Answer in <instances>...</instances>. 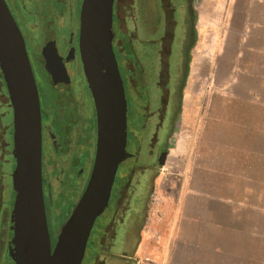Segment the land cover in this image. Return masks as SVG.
Here are the masks:
<instances>
[{
	"label": "rangeland",
	"instance_id": "rangeland-1",
	"mask_svg": "<svg viewBox=\"0 0 264 264\" xmlns=\"http://www.w3.org/2000/svg\"><path fill=\"white\" fill-rule=\"evenodd\" d=\"M4 1L23 35V25ZM79 1L75 0V5ZM64 22L65 18L58 21L60 26ZM112 28L117 36L115 24ZM29 34L31 43L23 37L42 110L49 120L54 117L67 122L66 114L89 108L91 103L89 94L85 95L80 61L77 57L65 65L74 84L58 102L38 54L41 41L37 34ZM187 50V42L173 50L174 77L185 71ZM189 54L183 100L165 164L156 165L154 171L144 166L145 171L134 173L121 199L124 213L118 219L126 226L117 227L112 252L116 256L125 253V257L119 263L115 259L110 262L104 255L97 264H264V0H201ZM80 77L83 97L77 103L74 97L80 98ZM0 82V121L4 126L12 121V113L3 80ZM90 114L86 133L91 137L90 147L82 148L84 170L78 180H62L52 207L45 196L52 248L91 171L95 119ZM7 138L11 139L9 135ZM132 141L129 136L127 149H134ZM139 161L147 164L142 155ZM12 166L5 167L8 187L4 197L0 181V202L5 198L0 213L13 202ZM122 169L120 165L112 188L110 212L123 182L119 177ZM107 212L94 223L83 264L93 260L95 245L91 246V241L109 219L111 213ZM142 243L149 254L134 255ZM154 251L164 253V257L152 255Z\"/></svg>",
	"mask_w": 264,
	"mask_h": 264
},
{
	"label": "flooded vegetation",
	"instance_id": "flooded-vegetation-1",
	"mask_svg": "<svg viewBox=\"0 0 264 264\" xmlns=\"http://www.w3.org/2000/svg\"><path fill=\"white\" fill-rule=\"evenodd\" d=\"M65 1L66 8L64 11H56L53 21H47V23L43 13L44 0H7L18 17L17 21L19 20V23L23 25V35L29 43L32 39L27 34L31 32V37L38 35V41H41L40 47L43 48L47 44L52 52L63 58L67 56L68 52L73 51L76 59L78 57L77 39L81 2L79 1L78 5H75V0ZM200 1L113 0L112 27L115 24L117 36L113 32L112 48L124 88L127 112L129 111L126 123L129 121L130 126L127 125L125 150L132 158L120 164L123 169L119 172V177L123 182L117 191V197L113 202L111 212L108 207L107 214L111 213L109 219L99 229V236L91 241V246L95 245L93 246L95 247V253L91 264H97L100 256L104 255L109 258L110 262L115 259L119 263L125 257V253L116 256L112 252L117 236V227L126 226V223L121 222V220L119 222L118 219V216L124 213L121 199L134 173L138 170L145 171L144 166H149L151 171H154L156 165L162 166L165 164L168 155V143L176 126L183 100L189 51L194 42L195 22ZM64 18L65 22L60 26L58 21ZM183 42L188 43V50L185 71L178 78L172 74L171 58L174 48ZM42 48L40 51L38 49V54L41 63L44 65ZM78 80L80 81L77 84L79 87L77 92L79 91L80 98L77 100L74 97L77 103L83 97V91H81V88H83L82 78L80 77ZM73 84L74 80L72 79V82L70 80V87ZM87 93L89 94L88 100L91 101L89 108L82 107V111L77 108L74 113L66 114L70 127L62 130L58 136L52 132V126L47 119L46 112L42 110L39 94L42 135V189L45 212L46 200L50 208L54 201L58 199L62 180H78L80 173L84 170L85 154L82 152V148L84 145L90 147L91 139L88 134L86 135L89 128L88 114L92 113L90 116L93 115L95 119L88 88L85 91L86 97ZM176 101H178V104ZM2 114L0 113V119L3 116ZM94 127L96 129L95 122ZM8 128L10 134L7 133ZM7 135L11 139H8ZM129 136L133 139L134 149L132 147L127 149ZM44 146L45 150H43ZM11 152V122L9 125L3 126L0 121V181L2 182L3 197L4 189L8 187L6 180L8 169L5 170V167H11V164L14 167ZM43 154H45V159ZM141 155L143 159H146V165L144 162L139 161ZM161 158L162 165L159 164ZM116 175H118V169ZM56 178H59V180L57 185L54 186ZM53 195L54 199H52ZM4 202L5 198L2 199L0 204L2 205ZM144 207L145 205H143ZM11 208L12 205L9 209L4 208L3 212L0 213V264L9 263L6 261L5 256L11 245L12 237L9 228Z\"/></svg>",
	"mask_w": 264,
	"mask_h": 264
},
{
	"label": "water",
	"instance_id": "water-1",
	"mask_svg": "<svg viewBox=\"0 0 264 264\" xmlns=\"http://www.w3.org/2000/svg\"><path fill=\"white\" fill-rule=\"evenodd\" d=\"M113 0H81L78 58L95 112V150L84 190L51 247L42 189L41 110L38 89L22 33L0 0V75L12 113L14 168L10 211V264H83L87 242L96 219L107 212L117 169L132 158L125 150L127 107L124 88L112 48ZM44 70L65 98L70 77L65 58L47 44L41 50ZM162 165V158L159 159Z\"/></svg>",
	"mask_w": 264,
	"mask_h": 264
},
{
	"label": "trees",
	"instance_id": "trees-1",
	"mask_svg": "<svg viewBox=\"0 0 264 264\" xmlns=\"http://www.w3.org/2000/svg\"><path fill=\"white\" fill-rule=\"evenodd\" d=\"M43 13H44V18L47 21L52 22L55 12L59 11V12H63L64 9L66 8V1L65 0H44V4H43ZM48 23V22H47ZM57 96V101L59 102V95L56 94ZM47 116V113H46ZM48 119V117H47ZM50 125L52 126V132L54 134H56L57 136L59 135V133L64 130V129H68L70 127L69 122H64L59 118H54L52 120H49ZM84 190V189H83Z\"/></svg>",
	"mask_w": 264,
	"mask_h": 264
},
{
	"label": "crops",
	"instance_id": "crops-1",
	"mask_svg": "<svg viewBox=\"0 0 264 264\" xmlns=\"http://www.w3.org/2000/svg\"><path fill=\"white\" fill-rule=\"evenodd\" d=\"M145 244H141L139 247H138V249L136 250V252L134 253V255H136V256H141V255H148L149 253H148V250H147V248H146V246H144ZM155 253H156V255H155ZM152 255H154V256H160V258H163L164 257V253H160L159 251L158 252H156V251H154V253H152Z\"/></svg>",
	"mask_w": 264,
	"mask_h": 264
},
{
	"label": "built area",
	"instance_id": "built-area-1",
	"mask_svg": "<svg viewBox=\"0 0 264 264\" xmlns=\"http://www.w3.org/2000/svg\"><path fill=\"white\" fill-rule=\"evenodd\" d=\"M145 261L150 262L148 258H145ZM141 261H137V264H140Z\"/></svg>",
	"mask_w": 264,
	"mask_h": 264
}]
</instances>
